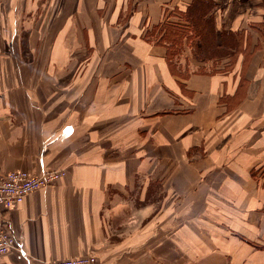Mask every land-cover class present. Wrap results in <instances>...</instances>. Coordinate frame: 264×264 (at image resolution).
<instances>
[{
    "label": "crops",
    "instance_id": "obj_1",
    "mask_svg": "<svg viewBox=\"0 0 264 264\" xmlns=\"http://www.w3.org/2000/svg\"><path fill=\"white\" fill-rule=\"evenodd\" d=\"M0 168V264H264V0H0Z\"/></svg>",
    "mask_w": 264,
    "mask_h": 264
},
{
    "label": "built area",
    "instance_id": "obj_2",
    "mask_svg": "<svg viewBox=\"0 0 264 264\" xmlns=\"http://www.w3.org/2000/svg\"><path fill=\"white\" fill-rule=\"evenodd\" d=\"M64 175V169L45 168L34 173L27 170L2 171L0 168V255L20 249V243L11 233L2 210L21 203L31 191L50 186ZM47 264H97V259L94 254H85L57 258L48 261Z\"/></svg>",
    "mask_w": 264,
    "mask_h": 264
},
{
    "label": "rangeland",
    "instance_id": "obj_3",
    "mask_svg": "<svg viewBox=\"0 0 264 264\" xmlns=\"http://www.w3.org/2000/svg\"><path fill=\"white\" fill-rule=\"evenodd\" d=\"M197 30H198L197 32H200V28H197ZM195 34H196V32H195ZM181 40H182V38L176 39V42L177 41L180 42ZM179 42H177V44ZM193 42H194V44L197 43L196 44L197 47H194V50H192L193 53H191V56L194 57L196 60H198L199 65L202 66L204 69H211V70L215 69V66L217 65L216 64L217 60L219 62L220 61L219 59L221 57H223L227 53V50H228V49L226 50V48L224 50L219 49V48H215L214 41L210 40V42H211L210 43V49H208L207 53H206L205 50L204 51L198 50L200 47L199 38H197ZM202 47L203 46H201L200 48H202ZM189 51H191V49H189ZM180 56L182 57L184 55L181 54Z\"/></svg>",
    "mask_w": 264,
    "mask_h": 264
},
{
    "label": "trees",
    "instance_id": "obj_4",
    "mask_svg": "<svg viewBox=\"0 0 264 264\" xmlns=\"http://www.w3.org/2000/svg\"><path fill=\"white\" fill-rule=\"evenodd\" d=\"M193 11V10H192ZM205 12V6L203 4H200L199 7L196 8L195 13H201L202 15ZM190 15V14H189ZM183 33V32H182ZM182 33L177 34L176 37H172L174 35V32L168 31L167 29L165 30L163 37L160 40H164V43L167 47V59L169 60L170 66L172 65V45L176 42V39L182 38ZM200 33V32H199ZM202 34V33H201ZM165 36V37H164ZM167 36V37H166ZM171 36V38H169ZM209 40V41H208ZM179 42V41H177ZM210 39H206V36L202 34V37L199 38V44L200 47L203 46L202 48L199 47V51H204L207 53V50L210 49Z\"/></svg>",
    "mask_w": 264,
    "mask_h": 264
}]
</instances>
